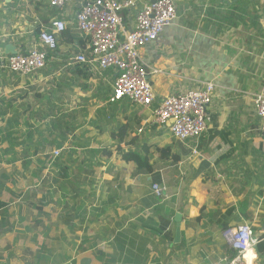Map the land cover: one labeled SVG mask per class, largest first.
I'll list each match as a JSON object with an SVG mask.
<instances>
[{
    "label": "crops",
    "instance_id": "1",
    "mask_svg": "<svg viewBox=\"0 0 264 264\" xmlns=\"http://www.w3.org/2000/svg\"><path fill=\"white\" fill-rule=\"evenodd\" d=\"M89 1L62 9L49 0H0V55L6 43L28 50L52 18L70 22L34 76L0 68V264H210L234 253L225 229L251 224L256 238L263 237L264 143L253 98L264 93V0H175L178 17L140 49L144 63L159 70L150 77L158 101L214 83L213 119L200 154L191 141L153 123L151 109L110 103L113 72H92L71 59L86 42L72 22ZM139 7L123 11L128 30ZM65 125L70 132L53 141V132L41 141L29 133L38 151L26 158L19 148L5 151L16 129ZM85 139L92 140L89 151H77ZM143 147L151 172L122 157ZM54 149L67 150L58 166L49 160ZM90 156L93 198L76 181L86 175L83 158ZM153 182L167 187L165 197L152 192ZM75 206L81 211L67 210ZM255 264L264 257L258 254Z\"/></svg>",
    "mask_w": 264,
    "mask_h": 264
},
{
    "label": "built area",
    "instance_id": "2",
    "mask_svg": "<svg viewBox=\"0 0 264 264\" xmlns=\"http://www.w3.org/2000/svg\"><path fill=\"white\" fill-rule=\"evenodd\" d=\"M75 1L78 0H49V4L63 9ZM138 4L135 24L128 30L123 11L136 9ZM177 17L175 0H91L81 7L72 22L86 42L71 59L84 64L92 72H113L115 79L108 98L110 103L128 100L141 108L151 109L153 123L168 127L172 136L181 142L191 141L193 153L200 154V138L213 119L210 105L214 83H207L204 89L173 93L158 101L150 77L159 70L150 69L140 53L142 47L157 41ZM69 24L57 17L50 19L48 24H42L38 41L32 43L28 50L19 49L16 54L0 55V68L21 78L34 76L47 66L48 53L58 49ZM253 103L264 143V93L256 94ZM143 130L144 127L139 132ZM60 154V149L52 152L53 157ZM151 189L157 197H165L167 192V187L157 182L152 183ZM223 238L234 253L210 264L256 263L259 239L251 224L229 227L224 230ZM250 252L254 253L252 257Z\"/></svg>",
    "mask_w": 264,
    "mask_h": 264
},
{
    "label": "rangeland",
    "instance_id": "3",
    "mask_svg": "<svg viewBox=\"0 0 264 264\" xmlns=\"http://www.w3.org/2000/svg\"><path fill=\"white\" fill-rule=\"evenodd\" d=\"M23 8H24V6H23ZM0 73H2L1 70H0ZM26 87H27V84H23V90H25ZM28 93H29V91H27V94ZM54 116H57L56 112H53V119H55ZM53 119H52L53 123H57L58 122L57 119H55V120H53ZM94 121H96V120H94ZM88 123L89 122H87V124ZM166 131L170 134V132L168 130H166ZM33 132H34V139H37V141H41L40 136L46 135L48 137V133L53 132V135L49 134V135H51L50 139L53 141L55 135H57V137H62L61 135L63 133L67 134V132H70V128H67L66 125L63 126V127L59 126L57 128H54L52 126L51 127H41V128H35L34 126L22 127V128L16 129L15 130V134L16 135L12 136V139H16L17 141L15 140V141H12V143L10 142V143H6L4 145L9 147L8 149H10V147L12 149L13 148L14 149L19 148L21 150V152H22V156L26 158L30 154L34 153L35 151H38V146H37L36 143H31L30 144L28 142V140H29L28 139V134L29 133H33ZM57 133H60V134H57ZM19 137H21V138L18 139ZM95 137L97 138V131H96ZM18 141L19 142L21 141V143H17ZM22 141H24V142H22ZM90 142H92V140L85 139V142L83 143V146H84L83 148H85V149H81V150H77V151H81L82 153H86L87 151H89V148H86V147L91 146ZM92 146L93 147H97V143H92ZM66 153H67V150H65V154L64 155L61 152V155L58 156V157H53V156L51 157L50 156L49 160H51L52 163L54 162L53 164L58 166L59 163H61V162L63 163L64 162L63 160H65ZM95 154H97V153H95ZM92 155H94V154H92ZM90 157H92V158H90ZM90 157L89 158H83L84 159L83 160L84 166H85V168L87 167L86 175L82 176L84 178H80L81 180H79V179L77 180L76 179V181L79 182V185L84 183L83 185H84L85 188L80 187L79 189L80 190L84 189L86 192L90 191L89 194H88V197L90 196V198H93V197H95V192L97 193V189H94L95 188L94 185L96 184V180H95L96 179V174L94 173L93 170H90L89 167H92V165L95 163V160H94L93 156H90ZM25 163L27 164V166H25ZM22 164H23V168H26V167L29 168V166L31 165V163H29L28 160H26V159L22 160ZM96 187H97V185H96ZM84 195H86V194L84 193ZM86 200L89 201V202H92V199H86ZM64 209H66V208H64ZM67 210H69V212H72V213H76L77 210L81 211L77 206H75L73 208H71V207L68 208L67 207ZM36 221H37V219H33V221H31V223L34 222V224H35ZM94 235H91V236L94 237Z\"/></svg>",
    "mask_w": 264,
    "mask_h": 264
},
{
    "label": "trees",
    "instance_id": "4",
    "mask_svg": "<svg viewBox=\"0 0 264 264\" xmlns=\"http://www.w3.org/2000/svg\"><path fill=\"white\" fill-rule=\"evenodd\" d=\"M65 30L64 33L68 34L69 32ZM88 69V68H87ZM9 149L5 150L6 152ZM144 152L142 153L139 150H129V151H122V157L125 161L127 162H135L137 164V170L141 171L142 169L144 171H149L151 172L153 170V166L150 163L149 157H148V150L146 149V147H143ZM163 152V157L165 156L166 153H164L166 150H161ZM25 166H27V164L25 163ZM257 252L259 254V256L264 257V236L259 238V243L257 246Z\"/></svg>",
    "mask_w": 264,
    "mask_h": 264
},
{
    "label": "water",
    "instance_id": "5",
    "mask_svg": "<svg viewBox=\"0 0 264 264\" xmlns=\"http://www.w3.org/2000/svg\"><path fill=\"white\" fill-rule=\"evenodd\" d=\"M3 48H4V53L6 54H16L18 52L17 47L13 43H6ZM175 221L177 222L175 242H179L181 239V222H182L181 213H177V215L175 216Z\"/></svg>",
    "mask_w": 264,
    "mask_h": 264
},
{
    "label": "bare ground",
    "instance_id": "6",
    "mask_svg": "<svg viewBox=\"0 0 264 264\" xmlns=\"http://www.w3.org/2000/svg\"><path fill=\"white\" fill-rule=\"evenodd\" d=\"M254 255V253L253 252H250V256L252 257Z\"/></svg>",
    "mask_w": 264,
    "mask_h": 264
}]
</instances>
